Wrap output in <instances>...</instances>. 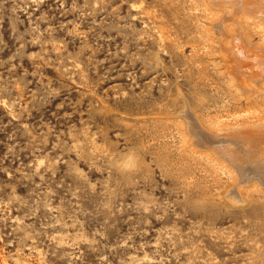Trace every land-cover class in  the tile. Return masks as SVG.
Instances as JSON below:
<instances>
[{"label": "rangeland", "instance_id": "1", "mask_svg": "<svg viewBox=\"0 0 264 264\" xmlns=\"http://www.w3.org/2000/svg\"><path fill=\"white\" fill-rule=\"evenodd\" d=\"M210 2L0 0V264H264V193L182 115L264 123Z\"/></svg>", "mask_w": 264, "mask_h": 264}, {"label": "bare ground", "instance_id": "2", "mask_svg": "<svg viewBox=\"0 0 264 264\" xmlns=\"http://www.w3.org/2000/svg\"><path fill=\"white\" fill-rule=\"evenodd\" d=\"M210 3L217 9L220 8L223 13L216 22V30L221 39L224 57L229 63L228 67L234 71L231 76H234L244 92L250 95L264 83V46L250 42L246 36V28L251 24L264 26V0H211ZM235 69L239 74H236ZM186 107L182 115L190 120L191 140L193 139L196 145L212 151L219 164L227 167L230 173L237 177L234 186L226 191L228 200L244 203L251 197L252 191L264 193V123L245 125L239 127L240 129L234 127V130L230 128L232 131L213 134L211 130H205L207 125L204 129L202 122L194 119L196 114L188 104ZM250 111L244 112L247 114ZM238 125L241 126V122ZM246 192L249 198L244 196Z\"/></svg>", "mask_w": 264, "mask_h": 264}]
</instances>
